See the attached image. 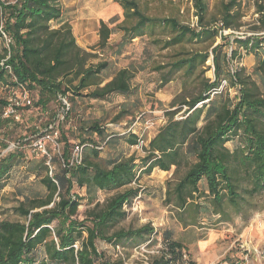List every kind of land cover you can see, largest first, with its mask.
<instances>
[{
  "label": "trees",
  "instance_id": "1",
  "mask_svg": "<svg viewBox=\"0 0 264 264\" xmlns=\"http://www.w3.org/2000/svg\"><path fill=\"white\" fill-rule=\"evenodd\" d=\"M149 1L163 0H112L122 11V20L115 28L122 33L124 42L141 38L146 33L153 38L154 31L159 29L167 38L157 37L151 44L162 50L186 41L211 40L213 43L218 37L223 40L222 32L232 28L230 13L241 3V0H229L223 5L220 25L209 26L207 0H191L197 19V26L191 27L181 24L175 17L148 16ZM258 12L264 32V7L258 5ZM53 23L57 24L56 29ZM111 32L112 29L100 21L95 47L108 48ZM234 41L238 47L257 55L254 71L264 83V38ZM220 50L221 45L211 49L213 81L205 84L202 94L180 103V107H187L180 120L173 118V112L166 115L167 122L148 142L147 148L144 147L143 158L132 154L128 158L118 156L103 160L102 145L93 139H83L81 160L76 164L72 162L71 145L61 135L64 145L61 149L59 145L57 153L48 151L42 160L29 164L28 172L34 174L44 193L24 197L12 210L17 216L14 221H0V264H109L96 250L97 240L117 247L123 240L143 239L153 234L149 224L135 230L113 232L110 237L104 235V230L121 220L125 215L124 207L140 196L141 188L133 184L155 169L169 172L174 167L177 173L182 163L188 167L171 192L180 208H185L187 201L194 200L197 194L212 200L216 213L225 216L228 206L240 210L244 194L249 197L264 194V96L253 94L240 76L243 68L235 72L228 69L231 60H240L239 54L231 52L230 58L227 55L220 58ZM92 57L96 56L76 44L71 26L62 20L58 0H0V84L9 91H38L36 106L43 109L50 101L60 98L106 101L112 96L126 97L137 73L134 64L120 69L102 85L101 74L108 64L103 61L88 65ZM208 57L209 53L185 54L158 66L156 71L169 69L168 79L180 71L190 76L197 67L204 66ZM167 78L164 77V84L168 83ZM228 85L229 88L238 87L235 101L216 105L210 100L211 96L221 95ZM69 93L72 98L67 96ZM8 104L0 101V127L6 128L15 117H2ZM199 104L201 107H197ZM14 110L17 112L18 107L14 106ZM62 110L66 115L70 111L65 105ZM124 114L119 113L115 120L119 121ZM53 131L48 125L39 138ZM85 132L89 138L94 135L101 140L106 138L98 122L87 127ZM139 140L141 136L135 134L125 139L130 147L136 146ZM104 142L109 145L108 140ZM228 143H233L231 148L226 146ZM6 148L7 145H3V149ZM19 157V153H12L0 159V189ZM189 157L194 158V162H189ZM241 182L247 185L242 188ZM200 183H204L207 196L199 191ZM76 188L85 189L88 198L98 191H123L112 195L101 209L96 205L85 219L78 221L75 216L82 197L74 193ZM161 242L160 254L147 264L184 263L186 255L182 243L172 240L169 232H164ZM40 248H43L44 258L37 254Z\"/></svg>",
  "mask_w": 264,
  "mask_h": 264
},
{
  "label": "rangeland",
  "instance_id": "2",
  "mask_svg": "<svg viewBox=\"0 0 264 264\" xmlns=\"http://www.w3.org/2000/svg\"><path fill=\"white\" fill-rule=\"evenodd\" d=\"M207 2V23L209 26L215 23L219 26L223 5L229 0ZM149 4V10L146 12L148 16L175 17L181 24L197 26L191 0L149 1ZM258 5L264 7V0H241L239 6L230 13L233 17L232 28L223 31V40L218 37L213 43L211 40L186 41L174 48L162 50L159 46L151 44L157 37L167 38V34L159 29L154 31L153 38L146 33L141 38L122 41V33L115 28L121 22V9L120 14H115L112 0H58L62 20L71 26L76 44L86 53L96 56L89 60L88 65L107 62L108 66L101 74L102 85L131 63L137 73L130 82L131 92L126 97L112 96L106 101H91L79 97L68 101L60 98L61 103L59 100L50 101L44 109L36 106L38 91H9L0 84V101L18 103V111L14 114L16 118H13L6 128L0 127V159L7 154H20L19 160H16L0 189V221H14L17 216L12 210L24 197L44 193V188L34 174L28 172L27 167L34 161L42 160V156L48 151L57 153L51 139L45 142V155L38 152L33 145L48 125L54 128L56 137L53 138L60 145V149L64 145L62 135L71 145L72 152L77 146L80 148L83 139H93L98 145H102L100 153L103 160L118 156L128 158L132 154L141 159L146 154L144 147L147 148L148 142L167 122L166 115L173 112V118L180 120L183 112L187 110V107H180V103L202 94L205 84L213 81L211 49L217 45H221L220 58L226 55L230 58L231 52L239 54L240 60H231L228 69L235 72L243 68L241 78L256 97H263L264 83L254 71L257 55L248 52L244 47H238L234 41L249 37L264 38L258 21ZM104 11L106 13H100ZM98 14L102 17H98ZM111 14L115 16L109 18ZM101 19L112 29L109 46L104 49L95 47L99 40L95 36L99 29L97 23ZM52 27L56 29L57 24L53 23ZM191 53H209V57L204 66L197 67L190 76L180 71L171 74L168 79L169 69L156 71L158 66H164ZM164 77L169 80L166 84L163 83ZM237 90L238 87L229 88L228 85L221 95L211 96L210 100L215 101L216 105L232 99L235 101ZM67 96L72 95L69 93ZM24 98L29 99L30 103L26 104L27 100ZM63 105L70 109L68 115L63 112ZM197 107H201V104ZM121 112L126 115L116 121L115 116ZM94 122H98L100 128H103L105 140L109 141V145L104 144L105 140L96 135L89 138L86 134V128ZM129 134L141 136L143 144L130 147L125 141ZM3 145H7L5 150ZM232 145L233 143H228L226 146L231 148ZM188 159L189 162H194V158ZM175 170L174 167H171L169 172L155 169L150 175H142L138 182L133 184V187L141 188L140 196L124 207L125 215L121 220L106 226L104 235L110 237L113 232L135 230L146 224L153 229V234L143 239L123 240L117 247L97 240L96 250L104 259L109 264H147L152 258L158 257L164 232H169L172 240L182 243L186 259L194 264H264V194L255 197L244 194L239 205L240 210L228 206L225 208V216L216 213L212 200L197 194L193 196L194 200L187 201L185 208H180L171 192L188 167L182 163L177 173ZM246 185V182H241L242 188ZM120 191L123 189L112 192L98 191L94 197L88 198L85 189L76 188L74 193L82 197V200L75 219H85L88 212L97 208L96 205L101 209L112 195ZM199 191L207 196L204 183H200ZM223 217L228 219L223 220ZM83 236L86 237V234ZM37 254L45 257L43 248L38 249Z\"/></svg>",
  "mask_w": 264,
  "mask_h": 264
},
{
  "label": "built area",
  "instance_id": "3",
  "mask_svg": "<svg viewBox=\"0 0 264 264\" xmlns=\"http://www.w3.org/2000/svg\"><path fill=\"white\" fill-rule=\"evenodd\" d=\"M223 33V32H222ZM24 90V89H22ZM26 101V104H29L30 101L29 99L27 98H24ZM14 106H18V103L17 102H12L11 104H8L5 112L3 113L2 117L3 118H7V117H10L11 115H14L15 114V110H14ZM16 118V117H14ZM53 137H56V133H49V134H46L45 136H43L42 138H39L38 140H36L34 142V147L35 149L40 152L41 154H46V147H45V142L50 140L52 142H54V146L56 148V151H58L59 149V144L57 142L54 141V138ZM143 144V141L142 140H139L138 142V145H142ZM72 162L76 163V164H79L80 160H81V148H76L73 152H72ZM160 246H161V243H160ZM183 260H184V263L183 264H189L187 262V259H186V256L183 257Z\"/></svg>",
  "mask_w": 264,
  "mask_h": 264
},
{
  "label": "crops",
  "instance_id": "4",
  "mask_svg": "<svg viewBox=\"0 0 264 264\" xmlns=\"http://www.w3.org/2000/svg\"><path fill=\"white\" fill-rule=\"evenodd\" d=\"M112 8H113V11L116 12L115 14H120V13H119V12H120V11H119V10H120V7H119L118 5L114 4V6H113ZM107 12H108V11H107ZM100 13L102 14V13H106V12L104 11V12H100ZM101 14H98V17L101 18V17H102ZM93 15H94V14H92V16H93ZM99 15H100V16H99ZM114 16H115V15H112V14H111V15H109V18H112V17H114ZM119 16L121 17L120 19L122 20V11H121V15H119ZM119 16H117V17H119ZM121 20H120V21H121ZM101 21H102V19H101ZM99 23H100V22L97 23V28H99ZM95 36L97 37V32H96Z\"/></svg>",
  "mask_w": 264,
  "mask_h": 264
}]
</instances>
